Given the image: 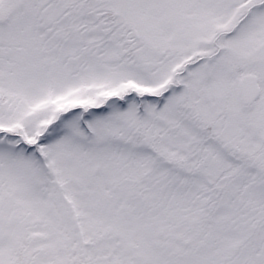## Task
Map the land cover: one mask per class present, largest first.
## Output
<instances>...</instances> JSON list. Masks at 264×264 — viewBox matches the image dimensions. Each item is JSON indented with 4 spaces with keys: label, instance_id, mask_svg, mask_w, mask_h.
Returning <instances> with one entry per match:
<instances>
[{
    "label": "snow or ice",
    "instance_id": "1",
    "mask_svg": "<svg viewBox=\"0 0 264 264\" xmlns=\"http://www.w3.org/2000/svg\"><path fill=\"white\" fill-rule=\"evenodd\" d=\"M0 264H264V0H0Z\"/></svg>",
    "mask_w": 264,
    "mask_h": 264
}]
</instances>
